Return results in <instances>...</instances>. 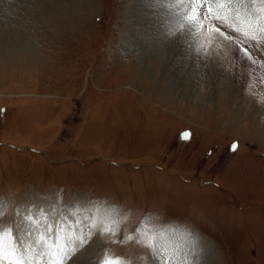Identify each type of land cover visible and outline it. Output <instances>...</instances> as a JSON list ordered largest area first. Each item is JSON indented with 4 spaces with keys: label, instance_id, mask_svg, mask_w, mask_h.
<instances>
[{
    "label": "rangeland",
    "instance_id": "1",
    "mask_svg": "<svg viewBox=\"0 0 264 264\" xmlns=\"http://www.w3.org/2000/svg\"><path fill=\"white\" fill-rule=\"evenodd\" d=\"M41 1L0 0V264H264V0L196 1L160 61L129 0Z\"/></svg>",
    "mask_w": 264,
    "mask_h": 264
},
{
    "label": "bare ground",
    "instance_id": "2",
    "mask_svg": "<svg viewBox=\"0 0 264 264\" xmlns=\"http://www.w3.org/2000/svg\"><path fill=\"white\" fill-rule=\"evenodd\" d=\"M47 1L48 0H42L41 1L43 3L42 5L46 4ZM193 1H194V3H193ZM196 1H198V0H192V2H190V0H129V2H130V3L128 2L129 3V6H128L129 12L133 13L134 11H137V14L134 15L135 19L132 22L136 26L135 27L136 31L134 34L131 35V37H130L131 43L129 45L131 47H133L132 49H134L136 52L139 50H143L145 52V56L147 58H148V56L153 55V56H155L156 60L158 59V61H160L161 57L162 56L165 57L167 55V53L163 52V50L161 48L153 49V46L157 47L155 45L161 43V41L158 42V40H161L160 38H164V39H166L165 43H173L174 49L171 51V54L174 55V53H176L177 50L179 48H181L180 46L184 42V41H182L181 37L183 34L185 35V28L186 27H183V25L185 24L184 21L186 18L185 17L186 12L188 10H190V11L194 10V8H195L194 5L196 3H198ZM227 1H230V2L232 1V3H234V6H235V4H240V5L242 4L244 6H248V8H246V9H248V12H252L253 4L259 6L260 1H262V0H227ZM36 3H38V2H36ZM215 3L216 2H214V4ZM246 4H248V5H246ZM246 9H244V8L239 9L238 8L237 11L239 12L241 10H246ZM16 12H17V10H16ZM241 13H243V12H241ZM2 14H4V13L2 11H0V20L2 19L1 22L6 24L8 20L4 19L5 17ZM5 14H8L9 16L12 15L9 13L8 10L5 12ZM201 15H204V14H201ZM199 18H200V16H199ZM242 18H243V16H242ZM249 21H251V20H249ZM178 23H179V25H178L177 29L180 31L178 33L179 35L175 34L172 37L167 36V33L168 32L171 33L175 24H178ZM224 25L230 27V29L233 28V29L241 30L238 25H236V26H234L232 24L230 25V23H227V22L224 23ZM181 27H183V28H181ZM193 30H197V28L193 27ZM221 31H224V30H220V33L216 34L214 37V41L219 46H223L224 43L226 42V35L224 33H221ZM143 36L147 37V39L146 40L144 39L143 41H141ZM189 36H190L191 40H193L195 37L194 34H192L191 32L189 33ZM197 42H199V41H197ZM158 46H160V45H158ZM223 55H225L226 57L228 56V54H226V53H223ZM186 57H188V56H186ZM150 58H151V56H150ZM220 60H221V58H220ZM251 63L254 65L255 69L258 68L254 64V62L251 61ZM202 64H204V63H202ZM188 243L189 242L182 241L180 237L174 236V233H173V235H170L168 237L166 236L165 238L162 239L161 242L159 241L158 246L156 245L157 247H155L156 253H158V254H156L157 260L155 262L157 264H179L180 262H183V264H208L211 261L215 262V258H214V260H210V258L209 259L207 258V259H205L206 263L203 262L205 252H204V254L200 255L202 253V251H200L201 249L197 248L194 251L192 248H190ZM31 247H32L31 249L30 248L26 249V251L27 252H36L37 251V250H35L34 246H31ZM66 248L64 247L62 249V256L65 254V251H68V249H66ZM16 249L19 250L18 248H16ZM21 250H24V249H21ZM23 253L26 254L25 250ZM197 254H199V256H200V257H198L200 261L195 260L197 258L196 257ZM90 260H91V256L89 254L83 253V254L77 255L76 257L72 258L70 263L71 264H75V263L87 264ZM38 264H40V263H38ZM152 264H154V263H152Z\"/></svg>",
    "mask_w": 264,
    "mask_h": 264
},
{
    "label": "snow or ice",
    "instance_id": "3",
    "mask_svg": "<svg viewBox=\"0 0 264 264\" xmlns=\"http://www.w3.org/2000/svg\"><path fill=\"white\" fill-rule=\"evenodd\" d=\"M188 135H189L188 133H184L183 134V138L186 139L188 137ZM231 148H232L233 151H235L236 150V145L233 144L231 146ZM8 235H9V238H11L12 233L9 232ZM9 248L11 249V251H12V253L14 255L15 252L17 251V249L15 247V244L14 243L13 244H10L9 245ZM4 258H5V251H4V233H0V259H4ZM9 264H20V259L17 258L15 260H11V261H9Z\"/></svg>",
    "mask_w": 264,
    "mask_h": 264
}]
</instances>
